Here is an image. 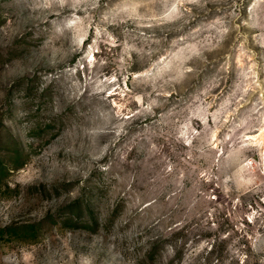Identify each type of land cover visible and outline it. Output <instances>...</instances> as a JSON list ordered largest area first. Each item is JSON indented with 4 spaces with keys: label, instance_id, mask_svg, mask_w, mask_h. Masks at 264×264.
<instances>
[{
    "label": "clouds",
    "instance_id": "clouds-1",
    "mask_svg": "<svg viewBox=\"0 0 264 264\" xmlns=\"http://www.w3.org/2000/svg\"><path fill=\"white\" fill-rule=\"evenodd\" d=\"M181 2L141 0L163 4L160 22L183 15L176 13ZM5 3L14 23L0 28V139L22 159L18 166L0 152V170L12 173L0 175V264H264V207L256 203L264 202V97L240 116L238 103L229 109L227 101L210 111L207 89L198 105L165 108L167 86L197 72L173 67L170 57L135 74L133 89L126 69L91 72L95 62L81 81L83 65L67 63L88 38V12L101 0ZM229 7L230 24L213 26L221 36L238 32L237 19L264 28V0ZM106 43L115 41L108 35ZM161 69L171 72L158 83ZM44 204L50 211L37 216ZM222 243L224 255L214 251Z\"/></svg>",
    "mask_w": 264,
    "mask_h": 264
},
{
    "label": "rangeland",
    "instance_id": "rangeland-1",
    "mask_svg": "<svg viewBox=\"0 0 264 264\" xmlns=\"http://www.w3.org/2000/svg\"><path fill=\"white\" fill-rule=\"evenodd\" d=\"M174 2L175 0H169V3ZM230 3L231 0H199L198 3L182 0L177 4L176 13L183 15L175 20L160 22L159 18L166 11L163 4L146 5L142 4L141 0H101L99 8L88 12L92 24L88 29V38L84 40L79 51L70 57L71 62L67 63V66L83 65L77 68L76 72L81 81L91 74L89 68L93 62L95 63L91 67V72H96L97 68H100L105 75H110L112 70L123 72L126 69V73L133 74L128 76L126 87L133 89L135 74L145 71L157 60L163 61L170 57L173 67L182 63L195 65L197 72L182 83L167 86L172 89V94L168 97L165 108L185 103L198 105L197 94L207 89L206 99L215 101L210 111L227 101L229 109L238 103L237 116H240L246 110H252L254 106L259 108L257 101L264 97V28L254 26L253 21L241 24V20L237 19L235 23L240 25L238 32L230 29L228 34L221 36L213 26L218 19L223 20L225 26L230 24L231 18L227 15L231 11ZM9 7L5 0H0V28L9 25L10 22L14 23L12 15L7 12ZM167 11L171 13V9ZM76 15L83 18L85 13L77 11ZM54 18L49 17V20ZM44 26L47 28L49 25L45 22ZM97 27L103 30L99 37L96 36ZM108 35L115 41L114 44L106 43ZM190 45H194L195 48L189 50ZM140 49L143 51H139ZM149 50L152 51L150 58L146 55ZM194 53L199 55L196 56ZM188 56L193 58L186 60L185 57ZM102 59L108 61L103 67L99 65ZM170 72L171 69H161V80L158 83L167 79ZM29 83L31 84V81ZM39 86L40 81L37 80L35 87ZM12 87L17 88L19 85L13 83ZM33 90V87H29L28 94L31 95ZM135 90L151 91V87L145 89L144 85L137 84ZM8 92L10 94L11 89ZM259 110L264 113V108ZM2 111L4 108L0 105V112ZM151 119L150 117L142 119V122L137 121L136 128L145 127ZM259 136V131L249 133V137L254 141L259 140ZM0 152H3L10 162L20 165L22 157L19 149L6 139H0ZM0 175L12 173L2 169ZM256 203L264 207V202L257 200ZM56 206L64 207L59 202ZM49 211V206L44 204L36 210V215L44 216ZM67 211H73L72 207L68 206ZM52 223L56 224V221ZM225 223L231 227L230 221L225 220ZM261 246L264 247V243ZM224 247L225 244H218L214 251L218 250L224 255Z\"/></svg>",
    "mask_w": 264,
    "mask_h": 264
}]
</instances>
